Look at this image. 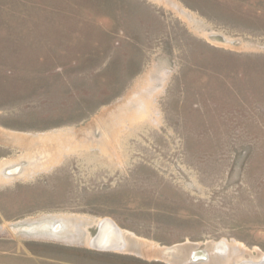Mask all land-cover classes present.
<instances>
[{
    "label": "rangeland",
    "instance_id": "1",
    "mask_svg": "<svg viewBox=\"0 0 264 264\" xmlns=\"http://www.w3.org/2000/svg\"><path fill=\"white\" fill-rule=\"evenodd\" d=\"M263 253L264 0H0V264Z\"/></svg>",
    "mask_w": 264,
    "mask_h": 264
},
{
    "label": "bare ground",
    "instance_id": "2",
    "mask_svg": "<svg viewBox=\"0 0 264 264\" xmlns=\"http://www.w3.org/2000/svg\"><path fill=\"white\" fill-rule=\"evenodd\" d=\"M122 111H126L124 108H122ZM115 120V119H114ZM117 123V122H116ZM106 126V124H104ZM92 129V127H91ZM106 129V128H105ZM106 134V133H105ZM114 223V222H113ZM111 223L109 220V217L107 219L99 220V227L101 229V232L103 235L92 237L89 239L90 246L98 247V248H120L124 245V239L121 238L120 234H118V231L115 227V224ZM107 225L110 226V228L107 227ZM120 229V228H119ZM133 234V233H132ZM135 235V234H133ZM142 239V238H141ZM140 239V240H141ZM224 243V242H223ZM219 244V242H218ZM217 244V245H218ZM240 248V247H239ZM226 249V248H224ZM236 249V248H235ZM227 250V249H226ZM240 249H237V251ZM122 251V250H121ZM215 251V250H214ZM222 251V250H221ZM230 251V250H229ZM228 251V252H229ZM234 251V250H233ZM243 251V250H242ZM201 252V251H200ZM218 253V252H217ZM238 253V252H237ZM242 253V252H241ZM226 255V253H225ZM236 255V254H235ZM221 256V255H220ZM264 256V253L263 255ZM221 258V257H220ZM221 260V259H220ZM206 263V262H205ZM230 263V262H229ZM232 263V262H231Z\"/></svg>",
    "mask_w": 264,
    "mask_h": 264
},
{
    "label": "water",
    "instance_id": "3",
    "mask_svg": "<svg viewBox=\"0 0 264 264\" xmlns=\"http://www.w3.org/2000/svg\"><path fill=\"white\" fill-rule=\"evenodd\" d=\"M100 235H103V233L101 232V229H100V232H99V236ZM262 260H261V264H264V256H262V258H261Z\"/></svg>",
    "mask_w": 264,
    "mask_h": 264
}]
</instances>
